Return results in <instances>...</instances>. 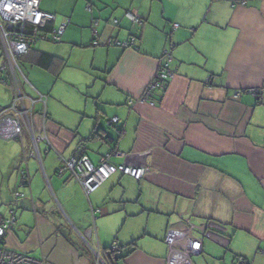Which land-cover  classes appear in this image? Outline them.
I'll return each mask as SVG.
<instances>
[{"label":"crops","instance_id":"crops-1","mask_svg":"<svg viewBox=\"0 0 264 264\" xmlns=\"http://www.w3.org/2000/svg\"><path fill=\"white\" fill-rule=\"evenodd\" d=\"M40 9L67 29L19 64L26 98L46 97L47 117L37 103L22 142L0 139V214L17 209L7 247L46 264H97L95 253L106 264H264V0H44ZM135 37L136 49L110 45ZM171 47L174 78L155 106L141 103ZM13 96L0 86V116ZM81 145L94 165L110 156L148 174H116L88 196L58 175ZM25 167L31 182L20 187ZM115 239L121 253L110 262Z\"/></svg>","mask_w":264,"mask_h":264},{"label":"built area","instance_id":"built-area-1","mask_svg":"<svg viewBox=\"0 0 264 264\" xmlns=\"http://www.w3.org/2000/svg\"><path fill=\"white\" fill-rule=\"evenodd\" d=\"M43 0H0V44L2 54L0 55V86H10L13 89V101L9 110L0 116V139L4 141L22 142L25 128L31 132L32 116L35 104L41 103L44 106L43 115L46 118V97L38 95L36 100L27 99L17 73L20 72V60L27 56L32 48L43 42L60 43L67 29V25L54 28L51 32L44 33L38 27L52 16L41 11L40 6ZM246 1H239L244 6ZM90 10L91 7H88ZM126 17L133 25L141 24L142 20L135 13H126ZM117 24L118 22L115 21ZM175 29L179 25H174ZM137 38H132L128 42L114 41L111 46L124 49H136ZM97 45V44H95ZM172 50H166L160 59L159 70L153 81L147 87L141 103L155 106L153 96L156 92L164 93L175 73L170 65L173 62ZM263 89L254 90L253 94L261 95ZM241 92L236 94V98L241 96ZM29 102V104H28ZM131 105L133 102L131 101ZM117 118L112 120V124H118ZM26 164V160L24 161ZM149 169L147 167H133L128 165H116L110 162L107 156L99 165H94L85 154L84 146H79L78 152L70 160H65L58 171L59 176L70 173L89 196L99 189L106 181L116 174L129 176L136 181L142 180ZM19 186H29L31 182L27 168H20L18 173ZM16 202L19 198H24L23 193L16 192ZM17 208V205H16ZM16 210L10 212L9 218H4L0 214V264H46L44 260H37L29 255L11 250L6 245V238L16 224ZM89 236V235H88ZM87 236V237H88ZM90 238V237H88ZM86 242L87 239L84 238ZM120 252L118 247L113 249ZM97 264H106L100 253H95ZM238 264H247L243 258L238 259Z\"/></svg>","mask_w":264,"mask_h":264},{"label":"rangeland","instance_id":"rangeland-1","mask_svg":"<svg viewBox=\"0 0 264 264\" xmlns=\"http://www.w3.org/2000/svg\"><path fill=\"white\" fill-rule=\"evenodd\" d=\"M2 54V50H1V44H0V55ZM22 66H23V70H24V68H28V66H30V65H27V64H25V63H22ZM26 75H27V77H28V80H29V82L31 83V84H35V82L33 81V78H32V76L30 75V73L28 72V70L26 71V73H25ZM22 82H23V85H24V88L25 87H28L27 86V84L25 83V81L22 79ZM63 85H65L64 83H63ZM63 88H64V91H63V94H75V92L74 91H72V90H69L68 89V87L65 85V86H63ZM26 90V89H25ZM36 95H35V93L33 92V93H31V97H35ZM120 215L121 214H112V216H114L113 217V220L115 221V222H117L118 221V218H121L120 217ZM110 217H108V219H109ZM123 224V223H122ZM123 226V225H122ZM120 232V235H121V228H119L118 229V233ZM116 233V232H115ZM118 233H116V234H118ZM119 235V236H120ZM122 236V235H121ZM116 238H118V237H116ZM89 243H91V246L94 248V245H93V242H89ZM118 243H119V239H118V241H116V239L114 240V241H112V243L110 244V245H108V247L109 248H111V249H114L115 247H117L118 246ZM88 246H90V245H88ZM120 246H122V245H120ZM117 255H119L118 253H117ZM102 257V256H101ZM103 259V258H102ZM104 260V259H103ZM203 261L202 260H199V258H196V260H195V264H201ZM106 263V262H105Z\"/></svg>","mask_w":264,"mask_h":264},{"label":"trees","instance_id":"trees-1","mask_svg":"<svg viewBox=\"0 0 264 264\" xmlns=\"http://www.w3.org/2000/svg\"><path fill=\"white\" fill-rule=\"evenodd\" d=\"M44 1V0H43ZM42 1V2H43ZM53 17V16H52ZM53 23H54V19H51V20H47L44 24H42V25H40V27H38L39 29H40V31H42V32H44V33H49V32H51L54 28H58V27H54V25H53ZM69 23V22H68ZM143 24V21H142V23H141V25ZM66 25H67V23H66ZM67 27V26H66ZM136 38V37H135ZM54 44H57V43H54ZM59 44V43H58ZM37 46V45H36ZM35 47V46H34ZM33 47V48H34ZM32 48V49H33ZM166 50H172L173 51V48L171 47V48H166L164 51H166ZM164 53V52H163ZM30 54V53H29ZM28 54V55H29ZM27 55V56H28ZM26 56V57H27ZM173 56V55H172ZM25 57V56H24ZM23 58V57H22ZM21 58V59H22ZM49 59H51V57L49 56V55H44V54H42L41 55V57L39 58V61H38V64H41L42 66H46V64H47V62L49 61ZM21 61V60H20ZM21 63V62H20ZM171 66V65H170ZM171 68V67H170ZM18 173H19V170H18ZM18 176V175H17ZM135 180V179H134ZM141 181V180H140ZM137 182H139V181H137ZM110 252H112V254H108L109 255V257H111V259H110V262H112V260H114L115 259V255H114V253H116L117 254V252L116 251H114L113 249H110ZM120 253L121 252H119L118 254L120 255ZM126 256H120V257H118V259H123V258H125ZM239 259V257L238 258H236L235 260H238ZM245 260V259H244ZM93 262V264H95V261H92ZM109 264V263H108Z\"/></svg>","mask_w":264,"mask_h":264}]
</instances>
